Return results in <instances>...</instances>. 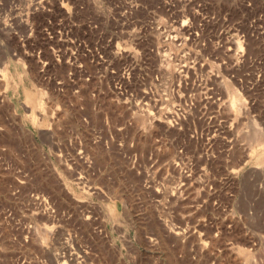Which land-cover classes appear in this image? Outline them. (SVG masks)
<instances>
[{"label":"rangeland","instance_id":"1","mask_svg":"<svg viewBox=\"0 0 264 264\" xmlns=\"http://www.w3.org/2000/svg\"><path fill=\"white\" fill-rule=\"evenodd\" d=\"M0 264H264V0H0Z\"/></svg>","mask_w":264,"mask_h":264}]
</instances>
